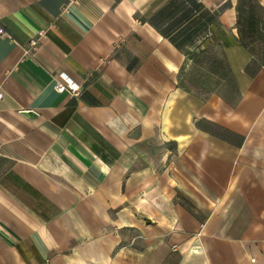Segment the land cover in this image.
<instances>
[{"label":"crops","instance_id":"obj_1","mask_svg":"<svg viewBox=\"0 0 264 264\" xmlns=\"http://www.w3.org/2000/svg\"><path fill=\"white\" fill-rule=\"evenodd\" d=\"M0 25V264H264V0H0Z\"/></svg>","mask_w":264,"mask_h":264},{"label":"built area","instance_id":"obj_2","mask_svg":"<svg viewBox=\"0 0 264 264\" xmlns=\"http://www.w3.org/2000/svg\"><path fill=\"white\" fill-rule=\"evenodd\" d=\"M43 32L38 33L37 39H32L29 41L28 45L23 49L25 55H30L31 52L35 51L38 45V39L43 36ZM0 38H5L13 42L12 37L7 33L4 27L0 25ZM63 76V75H62ZM64 84L57 83L55 89L58 93H63L65 91L70 92L71 94L76 95L79 92L78 87L75 84H72L63 76ZM0 93V98H1Z\"/></svg>","mask_w":264,"mask_h":264}]
</instances>
